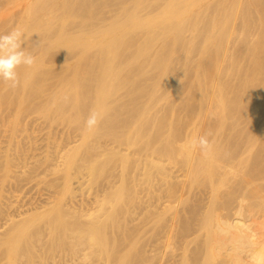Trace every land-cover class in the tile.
Segmentation results:
<instances>
[{"label":"bare ground","instance_id":"bare-ground-1","mask_svg":"<svg viewBox=\"0 0 264 264\" xmlns=\"http://www.w3.org/2000/svg\"><path fill=\"white\" fill-rule=\"evenodd\" d=\"M127 1L129 0H0V34H7L13 28L15 29V27L18 25L19 27H17L24 33L22 48H24L26 52L32 53V55L35 57V64L32 67L29 68L21 66L17 69L20 79V86L22 85V87L20 89V86L14 90L11 89L10 94H8L6 97H17V103L21 105V108L18 106V104L17 107L23 111L20 113L21 110H19L20 114H23L24 111L27 110V99L29 102H32V104L34 103V100L31 98L30 101L29 97H41L42 103H46L50 97H54L53 99H50L52 103L49 101L51 105L47 106L46 108L48 115L50 113L49 111L53 110L58 113V118L61 114L64 117L69 115L70 117L68 116L67 118L74 119L72 115L75 113L76 116L74 121H76V123H74L72 119L71 122L73 121L72 123L76 124L77 126H73V128L76 127L74 128L75 130L77 127H80V129H82L81 132L83 135L80 137L82 139L81 143L76 139L79 137L75 136V140H71L66 144L64 143L65 145H63V147L59 141H57V143L60 145L56 146V141L53 140L54 146L57 147H53L56 148L55 154L48 151L50 146L47 150L44 149V147L43 151L38 152L40 148L37 150L36 147L34 150L35 145L34 147L30 145L31 148L33 147V150L29 148L30 152L28 151L29 153L27 152L26 155L25 150L27 147L24 146L23 148L25 149L23 151L20 150L19 152V148L17 147L16 149V147L13 145L16 149L15 152L11 153L10 151L12 150L9 147L10 151L7 150L9 151L8 154L4 153L6 149L2 148V150L4 149V155H0V166L3 170V180L1 184V188H3L2 191L6 188L5 184L7 180L11 183L9 180L12 179L11 177L21 179V177L25 176L27 178L26 180H28L29 172H31L29 171L30 169H28V166L30 165H28V161L30 162L31 160H35L33 162L35 166L32 165L34 169L31 170L34 172L32 175L34 176L35 174L36 177L38 176L37 174H39V168L43 165H46L47 163L59 166L61 165L62 168L60 171H63L64 173L63 176L65 179V185L62 189L63 191L60 195V199L57 201H55L57 196L56 198H53L52 196L48 197L51 195L50 193V195L47 194L48 198L45 195L43 196L46 197L45 201H40L36 204V201H29L30 203L27 204L24 203L26 202V199L30 198L27 196V194L26 196L28 198L25 199L23 197V200H25L24 202L22 201V203H20L18 202V199L15 200L13 198V196H16L15 194H11V197L10 193H5L7 195H5L3 192L1 193L0 264H2L1 260L2 262H6L3 264H36V261L38 260L36 259L38 253V249L36 250L35 246L36 242H41L46 237V234L44 233V229L46 228L43 230L38 228L40 226L39 224L42 223L47 217L48 219H45L47 222H44L42 225L44 227L45 224L49 223V226L45 225L49 228V230L48 228L46 229L49 231H47V233H50V237L54 240L57 238V232H63L61 236L63 239H59L61 237L58 236L60 242H57V244L55 241L53 242L56 244L55 248H53L51 242L49 249L48 247L46 248L45 245L44 248L48 249L52 254L58 250L67 253L71 252V258H67V264H77V259L81 258H78L75 254L78 255L79 253L84 256L81 257H83L85 260L92 258V262H95L98 259L97 264L99 258H102V254L105 253V256L109 254L108 252L112 249L111 246L110 250L108 251L110 242L109 239H111L110 236L112 235H110V230L112 231V229H109V227L110 223L114 221V217L119 213V208L117 206L120 204V199L119 202H115L114 198H112L114 193L111 191V188L114 187V184L110 180V182H108L109 184L104 186L102 199H99V193L95 196L94 202H91L90 199L89 201L85 202V197L80 198V202H76L78 200H75L76 197L80 195L78 190L76 191V188L80 185L81 180L78 178L73 180V173L75 172L72 173V171H78V167L77 169H73V167L75 168L76 166H79L77 165V160L80 157L83 158L85 156L87 159L97 158L94 157L95 155H92L93 153L88 155L85 154V152H90V149L92 151V147H94L93 142L97 136H94L95 131H101L100 135L98 134L97 136L98 138L99 136L104 135L102 130H105H98L99 128L97 129L98 131L96 128L93 130H88L87 128H83V123L93 110L101 113L102 118H104L106 115L108 118L109 114L111 115L112 113H115L117 116L116 118L119 119V122L122 125H127L130 123L129 126H131L133 123L134 126V124H136L138 127L135 131V134L137 133V135L140 136V134L144 132L142 135L145 136L147 132L146 127L151 124L150 121H152L150 120L152 109L157 107L156 105L154 106V104H151L149 101L146 102L145 99L150 98L148 100H151L152 98L155 99L156 97H174L173 94L175 93L179 94V97H199L201 101H207L208 105L204 106H209L208 109H210L211 113H214L216 117L213 114L210 115V112L208 116H214L213 118H217V121H214L210 117L208 120V116L206 115L207 118L205 117V120H201L196 126L192 124L194 127L186 131H180L178 128H176L171 130L168 135L164 131L162 133L159 131V135H157L158 132H156V136H154L153 133V135L151 134L152 142L149 141V143H152V147L145 148L146 146H143L147 150L152 148V150H150V152L152 151V154L150 152L144 154L147 155V158L146 156L145 158L147 159V164L149 165L147 169H145V165L142 162L144 165V168L142 169H145L144 171L146 175L152 174V193L159 200L166 198L165 205H167V210L170 212L168 220L167 216L165 215L162 218L152 222V227H155L157 224L164 227L163 236L165 237V240H163L164 242L160 241L158 238L154 241L153 245L157 247V250L152 247V251L155 252V254H152V264H208L206 261L201 260L200 253H198L200 251L198 249L193 250L190 244L192 237L205 230L211 231L212 243L210 246V251L212 258L221 264H264V225L261 227L258 226L257 220L250 216L256 207L254 206L256 203H254V198H263L262 203L264 204V184L258 186L256 181L259 178L255 180V183H252L253 175L255 177L261 176V178L263 177L262 179H264V117L262 118L261 116H258V113H261L263 114L262 116H264V109L260 110V108H264V106H262L263 103L260 104V98L258 99L255 97L256 93L259 94L258 91L255 93V81L257 79L256 76L259 73L256 72L255 65L259 67L260 64V61L258 62L256 57L258 50L257 42L259 38L258 40L256 39L257 34L259 37L261 36L259 33L264 32V0L230 1L231 6H229L231 7V10H229L230 8L227 6L229 4V0L227 1L228 4H226V0H218L219 2L217 3H215L216 0H131V3L129 1L130 4H127ZM113 2H116V4ZM113 5L115 6L114 8H112ZM222 6L229 12H224ZM227 7L228 9H226ZM112 12L113 14H111ZM221 12L222 14L219 16ZM223 12L225 13L224 16ZM226 13H230L229 16L228 14L226 15ZM209 15L213 16V23H211L210 27L212 30L226 28L225 26H228L227 22L230 26V20H232V34L226 40L227 47L223 46L227 36H225L226 34L223 35L222 33H226L228 31V27L227 31L226 29H223L225 32L221 30V32H223L217 33V36L212 37V39L208 37L211 29L209 30L205 24H208L209 26V22L207 20L210 17ZM230 17L232 19H230ZM227 18L230 20L228 21ZM10 23L11 26L9 29L11 30L8 29V24ZM15 24L16 26L11 28ZM203 26L207 27L208 29ZM202 28L206 29L208 35L206 32H201L203 31ZM186 31H189L191 36L186 35ZM200 32L201 34H206L205 36L208 37H203L205 42L203 43L202 41L204 40H202V44H200L201 42L199 43V36L201 35ZM214 35L216 34L214 33ZM30 36L33 37L30 38ZM260 41H264L263 38ZM205 46H208V48ZM259 46H261L260 43ZM130 48H134L136 54L135 58L128 56L129 54L127 55L126 52H129L127 50ZM59 50L60 52L63 51V55L64 53H66V55L68 53H77V56H79L80 59L77 63L75 62V66L72 65L74 68L70 67L68 70V72H72L75 69L76 72L73 71L68 75L64 74L58 79L56 72L57 65L55 67V64L59 62V58L61 57H58L57 54ZM92 50H95V52H92ZM261 50L262 49L258 50V52L260 51L258 57L261 55ZM88 51H91V55L94 53L93 55L98 58L96 59L94 57L95 59L93 60L92 56H89L91 58L88 59L85 55ZM100 51L102 52L101 57L96 55V53H100ZM196 51H198V53ZM194 52H196L198 56H200L199 53H201L200 58L196 56V59L193 56ZM209 52L212 54L208 55L211 58L206 56ZM202 53L204 54L202 55ZM182 54H184V58H182ZM63 55V62L66 63L67 66L71 65V59L74 56L72 58L70 57L73 54L66 58H64L66 55L64 57ZM213 56L215 59L213 58L212 60ZM75 57L74 60H76ZM85 58L89 60L88 65L90 62L92 63L99 59V63H96L98 64L97 68L99 67L100 71L98 72L97 68L95 69V62V65L91 64L93 66L91 67V70L81 69L80 67H83L85 64H87ZM82 60H85V62L82 63ZM49 63L50 65H48ZM262 64L263 63H261V65ZM67 66H63L62 68L67 69ZM44 67H47L46 73L42 71ZM59 68L61 67H58V69ZM262 68L264 69V66H262ZM262 68H260V70ZM257 71H259V69ZM259 75H261V73H259ZM34 77H37L38 80H36ZM192 78L194 79L192 80ZM39 81H41L40 84L36 86L34 83H39ZM60 83H62V87L61 85L59 87ZM33 85H35V87ZM1 86H6V84L0 82V88ZM251 88H255V91H253L254 89L252 90L253 93H250L252 92L250 91ZM259 88L257 89L260 90ZM262 89L264 88L262 87ZM6 90H8V87ZM259 92L262 94L264 93L261 91ZM45 93L47 94L45 95L46 97L44 96ZM259 96L262 95L260 94ZM43 97L47 98V100H44ZM4 98L0 97V103L5 100ZM158 98L154 102L151 100V102H156L157 104V100L161 101V99ZM167 98L165 100L169 101V98ZM208 99L212 100V104ZM7 100H9V98L6 99V102H4L7 103ZM37 100L40 101V99H35V101ZM88 100H91V102ZM162 101L164 102L163 98ZM49 102L47 103L49 104ZM5 103H2V105H5ZM37 103L39 105L41 104V102ZM47 103L45 105H48ZM8 104L10 103L8 102ZM32 104L30 103L31 106L28 107L31 110L32 108L34 109L35 106V103L33 107ZM38 104L36 106L37 110L42 106L40 105L39 107ZM170 104V106H172V102ZM174 104L175 103H173V105ZM248 105L251 107V109L252 107L254 108L253 112H250L251 115L257 112L256 115H252L253 118L250 116L251 123L249 122L250 124L248 125V128H243L245 125L242 126L243 123L240 125L241 121H230V118H238L240 116L238 115L239 113H244L245 108ZM158 106L163 107L162 104ZM186 106L188 107L187 104L184 107ZM172 107L175 108V105ZM11 108L6 109L9 112V109ZM188 108H190V106ZM160 109L161 108H159V110ZM173 109H170V111L172 110L173 112ZM68 110H70L69 112L71 114H67ZM246 110H248V108ZM29 111L26 113L30 114ZM53 111L51 114L53 113L54 116L55 113ZM4 112L6 113V111ZM153 112L155 114L157 112V108L155 111L153 110ZM244 114L246 116V113ZM244 114L242 115L243 118H245ZM2 115L3 114L0 113L1 117ZM48 115L47 117L50 118L51 115ZM3 116H5V114ZM22 116H24V114ZM22 116L20 118H22ZM56 116L57 115H55L54 118H57ZM62 116L60 119L64 118ZM113 116L115 115L113 114ZM116 118H113L112 120L114 121ZM104 119H101L103 120L101 123L105 122ZM15 120L20 122L19 118ZM67 120L70 121L69 119ZM18 121L15 124H11L16 125L18 124ZM108 121L110 120L108 119ZM108 121L105 123L107 124ZM115 123L116 125L120 126L118 122ZM156 123H158V121ZM162 123L163 122H161V124ZM111 124H113V122H111ZM114 124L113 126L117 128V126ZM244 124L246 123L244 122ZM4 125H6V123ZM22 125H25V122ZM70 125L72 126V124ZM122 125L119 128H122ZM153 125L154 124H152V126ZM108 126H110V124ZM129 126L124 127L129 129ZM152 126L150 125V127ZM160 126L162 127V125ZM175 127L177 126L175 125ZM1 128L3 129L4 126ZM19 128L21 129V127L18 126V129ZM39 128L41 129V127ZM179 128H181V126ZM4 129L2 130V133L4 132ZM18 129L16 128L13 132H11L12 129H9L12 133L11 135L15 136L16 134L21 133L20 129ZM27 129L28 134L33 133H29L32 130L29 131V128ZM128 129L127 132L124 129V133L123 131L119 132L117 129L112 130L110 127L111 132H107L108 130H105V133L107 132L111 134L112 138L114 136L115 140L117 138L121 140L122 137L126 138V134L129 133ZM132 129L133 128H131V132ZM147 129L149 128L147 127ZM151 130L154 129L151 128ZM23 131L24 130H22V133ZM49 132L50 131L48 129V133ZM131 132L129 133L130 136L127 137L129 142L127 139L126 140L128 143H122L119 141V146L124 144V148L126 144L127 147L125 148L128 149L132 146V144H136L138 139L136 138L137 135L135 136V134H133L134 136H132ZM6 133L8 132L6 131ZM35 133L37 134V132ZM40 133L44 132H41L40 130L39 136L37 135L38 137L42 135ZM54 133H51L53 135H50L51 137L53 136L52 138H54ZM164 133L167 136H165ZM206 133H211L209 139L213 145L211 152L207 156L203 155L199 148L192 147V141L199 136L205 135ZM142 135L141 137L143 138ZM162 135L165 136L166 139H164V141L166 140V142H163ZM16 136L18 137V135ZM92 136H94V141H91ZM148 136H150L149 133L147 137ZM10 137L7 139L10 140ZM35 138L36 137L34 136L33 139ZM18 139L19 142H22L20 140H23L20 137H18ZM98 139H102V137ZM26 140L29 139L26 138ZM44 140L46 141V139ZM112 140L113 139L110 141H115ZM41 141L39 142L40 144L42 143ZM75 141H78L79 143L75 144ZM32 142L34 141H31V144ZM36 142L35 144L38 146V143ZM98 142L100 141H95V143H97L96 145H98ZM111 142L110 144L108 143V145L111 146L113 144H111ZM161 142L163 143L162 145H160ZM261 142L262 144L259 146H262L260 147L262 149L259 150V148H257L256 151L255 149L257 145ZM25 143H27V141H25ZM157 143H159V145ZM29 144L27 146H29ZM5 145L2 144L1 146ZM45 145L47 147V143H45ZM141 146L142 145H139V147ZM112 147L114 148L115 146H111L110 148L112 149ZM105 148L107 147H104V149ZM110 148L108 146L107 149L109 150ZM118 148L122 155L119 154L117 156L118 153L116 155L114 153V155L118 158L121 155L122 160H125V165L123 164L125 170L130 161L134 160L136 163L135 159L129 158L128 152H124L125 149L122 151L120 147ZM50 149H52V147ZM117 149L115 148V150ZM134 149L135 152L136 147H134ZM44 150H46V152H44ZM21 151L24 153L22 154ZM93 151L96 152V150ZM142 151L143 150H140V152ZM109 153L107 152V154ZM130 153L133 155V152ZM43 154H45V156H43ZM82 154L84 156H82ZM52 161L55 162L52 163ZM91 163L95 164L94 160ZM88 164H90V161ZM130 164L131 163H129V165ZM32 166L29 168H32ZM87 166L89 167V165ZM18 168H21L20 172H17ZM93 170L94 167L92 166V171ZM97 170L98 169H96L95 173ZM134 170H137V168ZM16 173L19 175H16ZM20 173H23V176L20 175ZM123 173H125V171ZM16 179L13 178L12 180L16 181ZM33 180H36V178ZM41 181H36V184L38 185V183ZM260 182L262 183V180H259V183ZM16 184H13V186ZM59 184L61 186V182ZM55 185H58V183ZM254 185H256V187L250 188ZM49 187L53 188V186ZM18 194L17 197L20 196H18ZM123 194V197H125L124 191ZM38 196L40 197V195ZM167 202L168 204H166ZM94 203L97 204L96 208L98 211V214L95 215L90 212L93 207L86 209L87 206H92ZM234 203H237L236 206ZM76 204L78 205V208L82 209V212L85 214L79 215L80 217H83L82 219L76 218L77 215H75V220H79L78 223L69 221V219L66 220V217L62 214V211L69 212L70 214L71 210H68L73 208V206ZM79 205L81 207H79ZM256 205L258 206V203H256ZM126 207L127 206H125V209H127ZM74 208L76 207L74 206ZM50 212L57 213L56 215L58 217L54 218L53 215L49 214ZM72 214L74 215V213H71V216H73ZM113 214L116 215L113 216ZM126 214L128 213L125 212L124 216L121 218L116 216L118 219L120 218L118 221L121 226L118 227L119 230L121 229V232L123 230L121 238L122 240L130 238V235H132L127 232L130 229V227H128V221L131 216ZM68 216L71 218L70 215ZM87 216H89V218H87ZM36 228L38 231H34ZM153 234L154 232H152V235ZM114 235L117 234H113V237ZM67 238L70 240L68 241ZM116 238L114 240H116ZM177 238L180 239L178 242L176 241ZM65 239L68 242L64 241ZM48 243L49 242L47 240V244ZM110 243L112 245V242ZM115 244L117 246V243ZM68 247L70 251H68ZM48 250H46L45 254L42 252V255H46ZM111 252H113V250ZM115 252L116 251H114V253ZM120 255H118V257ZM61 257H63V255H61ZM109 257L110 256H108V260H110ZM118 257L117 260L119 259ZM127 257H129V255H127L126 258ZM23 258H26V262ZM140 258H143V256ZM115 259L116 258L113 259V262H116L114 261ZM43 260L44 259L42 258L40 261L42 262ZM127 261L130 260L127 259ZM56 262H58L57 259L54 261V264H56ZM128 263L130 264V262Z\"/></svg>","mask_w":264,"mask_h":264},{"label":"rangeland","instance_id":"rangeland-1","mask_svg":"<svg viewBox=\"0 0 264 264\" xmlns=\"http://www.w3.org/2000/svg\"><path fill=\"white\" fill-rule=\"evenodd\" d=\"M130 1V3H131V0H129ZM129 1H127V4L129 3ZM133 1V0H132ZM220 1V0H219ZM218 0H216L215 1V3H217V2H219ZM221 1H224V0H221ZM228 0H226V2H227ZM230 1H232V2H234L235 0H229V4H228V2L226 3V4H228L227 6H229L230 5ZM114 4H116V2H113ZM129 3V4H130ZM118 6V5H117ZM231 6V5H230ZM229 6V10H231V7ZM115 6L113 5L112 6V8H114ZM226 7V6H225ZM222 8H223V6H222ZM224 9V12L225 11H228V10H225V8H223ZM226 9H228V7L226 8ZM223 12V16H224V13ZM229 12V11H228ZM111 14H113V12L111 13ZM221 14H222V12L219 14V16H221ZM228 14V16H229V14L230 13H226V15ZM210 16V17H209ZM208 17H209V19H207L208 20V22H209V26H208V24H205V26H207L208 28H209V30L211 31V32H209L210 34L208 35V33L206 32V29L205 28H207V27H205V26H203V27H205V28H202L203 29V31H201V32H206V34L208 35V37H210L211 39H212V37H215V36H217V33H222L224 30L223 29H226V31H227V27H228V31L226 32V33H222L223 35H225V36H227V38H225V44L223 43V46H225V47H227V42H226V40L231 36V34H232V20H230V19H232L231 17H230V19H228L227 18V20L229 21L230 20V26H229V23L227 22V25L228 26H225L226 28H222V29H213L212 30V28H210L211 27V23H213L212 22V15H209ZM222 16V17H223ZM211 19V20H210ZM224 21V20H223ZM18 22V21H17ZM221 22V21H220ZM225 22H226V19H225ZM224 22V23H225ZM19 23V22H18ZM13 24H14V22H13ZM12 24V25H13ZM226 24V23H225ZM224 24V25H225ZM10 26H11V23L10 24H8V29L10 28ZM16 26V24L14 25V26H12L11 28H13V27H15ZM18 26V25H17ZM15 27V29L16 28H18V27ZM229 27H230V29H229ZM207 28V29H208ZM14 29V28H13ZM12 29V30H13ZM9 30H11V29H9ZM11 30V31H12ZM205 30V31H204ZM208 30V31H209ZM221 30H223L222 32H221ZM216 31V32H215ZM218 31V32H217ZM201 32H200V34H201ZM225 32V31H224ZM188 33V34H187ZM190 32L189 31H186V35H188V36H191L190 34H189ZM204 33H202L199 37V43L202 41V40H204V41H202L203 43L205 42V39L203 38L206 34H204ZM214 33L216 34V35H214ZM259 33V32H258ZM261 34V36H259L258 37V34H257V39L256 40H258V38H259V40H258V42L260 43V45L261 46H259V43L257 42V48H258V50L259 49H262L261 50V55H260V57L262 58H260V57H258V55L260 54L259 52H258V50H257V53H256V57H257V60H258V62L260 63L259 64V67H257L256 65H255V67H256V72L258 73H261V75H259V73L257 74V76H256V83H255V88H256V91H255V88H251L250 89V91H252L253 89V91H255V93L258 91V93L259 94H255L256 96L255 97H257L259 100H260V104H262V106H264V93L262 94V93H260L259 91H261V92H264V89H262V87L264 88V69L262 68V66H264L263 64H264V62H262V61H264V41H260V40H262V38H263V40H264V32H262V33H259V35ZM263 34V35H262ZM219 35V34H218ZM201 36H202V38H201ZM31 37H33V36H30V38ZM205 37H207V36H205ZM207 37V38H208ZM209 38V39H210ZM224 40V39H223ZM231 40V39H230ZM202 42L200 43V44H202ZM210 42V41H209ZM230 44V43H229ZM204 47V46H203ZM205 47H207L208 48V46H205ZM210 47V46H209ZM212 47H214V46H212ZM263 47V48H262ZM224 48V47H223ZM131 49H133L134 50V48H130L129 50H127V51H129V52H126L127 53V55L128 56H132V57H134L135 58V56H136V54H135V50L133 51V50H131ZM226 49V48H225ZM224 49V50H225ZM133 51L134 52V54H133V52H131V51ZM95 52V50H92V52ZM96 51H98V50H96ZM90 52V53H89ZM197 53H198V51H196ZM196 52H194L193 53V56L196 58V56L197 57H199L200 58V56H201V53H199L200 54V56H198V54L196 53ZM201 52V51H200ZM204 52V51H203ZM211 52V51H210ZM210 52L206 55V56H208V55H212V54H210ZM63 55V51H61L60 52V50L57 52V54H58V57H60L59 58V62L61 63H59L58 61V63L57 64H55V67H56V65H57V69H56V72H57V76H58V79H59V77L60 76H62V75H64V74H71L73 71H75L76 72V70L74 69H72L73 71L72 72H68V70L70 69V67L71 68H74V67H72V65L73 66H75V62L77 63L78 62V60L80 59L79 58V56H77V53L76 54H74V53H68L67 55H66V53H64V55H63V57L64 58H66V57H70V55L71 54H73L70 58H72L73 56L75 57V55H76V57H75V59L76 60H74V57L71 59V65H68L67 66V64L66 63H64L63 62V59H62V55ZM101 51H100V53H96V55L97 56H100L101 57ZM126 53H125V56H126ZM60 54V55H59ZM94 53H92V55H91V51H88L85 55H86V57L89 59V58H91V57H89V56H92V59L94 60L95 58L97 59L98 57H96V56H94L93 55ZM99 54V55H98ZM133 54V55H132ZM204 53H202V55H203ZM84 55V56H85ZM263 55V56H262ZM182 56V58H184V54H182L181 55ZM205 56V57H206ZM95 57V58H94ZM204 57V58H205ZM209 57V56H208ZM194 58V59H195ZM199 58H198V60H199ZM209 58H211V57H209ZM213 58H214V56L212 57V60H213ZM261 60H260V59ZM82 59H84V58H82ZM88 59H86L85 58V60L87 61L86 63L87 64H85L83 67H80L81 69H83V70H91L92 68L91 67H93L92 65H95V63L97 62V63H99L98 61H99V59L98 60H96V61H94V62H90V64L88 65ZM197 59V58H196ZM215 59V58H214ZM85 60H82V63L83 62H85ZM91 60V59H90ZM196 62H197V60H196ZM210 62H211V59H210ZM214 62V61H213ZM96 63V65H95V69L97 68V66H98V64ZM226 63H228V62H226ZM261 63H263L262 65H261ZM37 64V63H36ZM63 64V65H62ZM65 64V65H64ZM92 64V65H91ZM48 65H50V63L48 64ZM62 65V66H61ZM83 65V64H82ZM90 67H88V66ZM63 66H67V69L66 68H62ZM261 66V67H260ZM58 67H61V68H59L58 69ZM86 67V68H85ZM260 68H262L261 70H260ZM64 69V70H63ZM76 69H78V68H76ZM259 69V71H257ZM79 70V69H78ZM44 73H46L47 72V67L45 68L44 67V69L42 70ZM71 71V70H70ZM97 71L99 72L100 71V69H99V67L97 68ZM260 76V77H259ZM35 78V77H34ZM261 78V79H260ZM36 80H38L37 79V77L35 78ZM189 79L191 80V78L189 77ZM194 78H192V80H193ZM259 79V80H258ZM39 80H40V78H39ZM258 80V81H257ZM40 82L41 81H39V83L37 84V83H34L36 86L37 85H39L40 84ZM262 82H263V84H262ZM59 83V82H58ZM259 83V84H258ZM35 85H33L34 87H35ZM60 85H61V87L63 86L62 85V83H60L59 84V87H60ZM254 85V84H253ZM261 85V86H260ZM20 86V85H19ZM22 87V85L19 87V89ZM67 87V86H66ZM251 87V86H250ZM260 87V88H259ZM257 88H259L260 90H258ZM7 89V87L6 86H1V88H0V97L1 98H4L5 100V102H6V99H8L9 98V100H7V103H5L4 101L3 102H1L0 103V110H1V114H5V116H3L2 115V117L0 116V118H1V120H0V150H1V152H0V155H4V153H6V154H8V152L10 151V149L12 150V151H10L11 153L13 152H15V150L17 149V147L19 148L18 150H19V152H20V150H24L25 148H23V146L24 147H27L26 148V152H25V155H26V153L29 151L30 152V149L31 150H33V147H34V145H35V147H34V150L36 149V147H37V150H38V148H40L39 150H38V152L39 151H43V148L44 149H48V147L50 146V148L52 147V149H48V151H50V152H52V153H56V146H58V145H60V144H62V147H63V145H65L66 143H69V141H71V140H75V136L76 137H81V136H83L82 135V129H80V127H77V129H75L74 130V128H76V127H74L73 128V126H77L76 124H74V123H76V121H74V119H75V111L72 113L73 115V118L74 119H72V118H67L69 115H67V114H71L69 111L70 110H68V112H67V114H65V115H67V117L65 116H62L61 114V116L62 117H64L63 119H60V115H59V118H58V113H56V111H53L55 114H54V116H53V113L51 114V112L52 111H49L50 113H49V115H48V112H46L47 111V106H50L51 104H50V102H51V98L53 99L54 97H48L49 99H48V101H46V103L47 102H49V104L48 105H45L46 103H42V98L41 97H29V100L31 101V98L34 100H32L34 103H35V106H34V103L32 104V102H29L28 101V99H27V105H28V107L29 106H31L30 105V103L32 104V107L34 106V109L32 108V110L31 109H29L28 107H26V111H24V116H22L23 114H20V113H22L23 111L20 109L21 108V105H19L17 102H18V99H17V97H6L8 94H10V91H11V89H9L8 88V90H6ZM253 91L252 92H250V93H253ZM7 93V94H6ZM47 93V92H46ZM44 94V96L45 95H47V94ZM262 95V96H259V95ZM72 95H73V93H72ZM71 95V96H72ZM174 95V97L172 96V97H168L169 98V101H166L165 99L167 98H165V97H162L163 98V100H164V102L162 101V98L161 97H156L155 99H151V100H153L152 102H154V101H156V99L158 98V99H161V101L159 100H157V104L158 105H161L162 104V106L163 107H161V106H158L157 104H156V102L155 103H152L151 102V100H148V99H150V98H146L145 100H146V102H150L151 104H154V106L156 105L157 107H153L154 109H152V113H151V117H150V120H152V121H150V123L151 124H147L146 126L149 128V129H147V127H146V130H147V132L149 133V135L150 136H148L147 137V135H148V133L146 132V134H145V136L144 135H142V133H144V132H142L141 134H140V136L139 135H137V133L135 134V131L137 130V127L138 126H136V124H134V126H133V123L131 124V126H129L130 125V123H128L127 125H125V124H121L120 122H119V119H117L116 117V114L115 113H112L110 116L108 115V118H107V115L104 117V118H102V119H104L105 120V122L106 121H108V119L111 121V122H113V124L115 123V122H118V124L120 125V126H118V125H116V123L114 124V125H116L117 126V128L115 127V126H113V124H111V122L110 121H108L107 122V124L104 122H102L103 123V125H102V123H101V121H103V120H100V124L98 125L99 127H97L96 128V130L98 129V130H102V129H105V130H108L107 132H111V130H110V127H111V129L112 130H115V129H117L119 132H124L125 133V131H124V129L126 130V132H127V129L128 128H125L126 126L128 127H130L129 129H128V131H129V133L131 132V128H133L132 129V136H134L133 134H135V136H136V138H138L137 139V142H139V143H137L136 142V144L134 145V144H132V146L130 147V148H128V149H126L125 147H127L126 146V144H125V147L123 148V146H124V144L123 145H121L122 146V148H121V146H119V141L120 142H122V143H128L129 142V140L127 139V137L128 136H130V134L129 133H127L126 134V138L124 137H122L121 138V140H119V138H117L116 140L114 139V136H113V138H112V136H111V134H109V133H105V130H102V133L104 132V135H102V136H99L98 138H100V137H102V139H98L97 138V136H98V134L100 135V133H101V131H98V132H96L95 131V135L94 136H96V138L94 139L95 141H100V142H98V145H103V146H98V145H96L97 143H95V141L93 140V137L94 136H92L91 137V141L93 140L94 142V145L93 144H91V145H93L94 147H92V151L93 150H96V152L95 151H91V149H90V152H88V151H86L85 152V154H88V155H90V154H92V155H95L94 157H97V158H88L87 159V157H85L83 154H84V150H83V154H82V156H84L83 158L82 157H80L79 159H80V161H79V159L77 160L78 161V163H77V165H79V166H81V167H79V166H76L75 168L73 167V169H77V167H78V171H79V173H78V171H76V170H74V171H72V173L73 172H75V173H73V180L75 179L76 180V178H78V179H80L81 180V182H80V185L76 188V191L78 190V192L80 193V195H78L77 197H76V199L75 200H78V201H76V202H80V198H82V197H85L86 198V200H85V202L86 201H89V199H90V201L91 202H94V198H95V196L97 195V194H99L100 193V195H99V199H102L103 198V189H104V186L105 185H108L109 183L108 182H110V180H111V182L114 184V189L113 188H111V191L114 193L113 194V196H112V198H114V200H115V202H119V199H120V204H119V206H117L118 208H119V213H122V214H113V216H118V217H122V216H124V214H125V212L126 213H128L129 214V216H131L130 217V219H129V221H128V227H130V229L127 231V232H129L130 234H132V235H130V238H128V239H126V240H122L121 238H122V232H123V230H122V232L119 230V227L118 226H121V224L119 223V221L118 220H120V218L118 219V217H114V221H112L111 223H110V227H109V229H112V231L110 230V237H111V239H109L110 240V242H112V245H111V243L109 242V246H108V251L110 250V248H111V246H112V249L108 252L109 254H107L106 256H105V253L104 254H102L101 256H102V258H99V261H98V264H129L128 262H130V264L132 263V264H152V254H155V252H153L152 251V247L153 248H155L156 250H157V247H155L153 244H154V241L158 238V239H160V241H162V242H164L163 240H165V237L163 236L164 235V227L163 226H160L159 224H157L155 227H152V222L154 221V220H158V219H160V218H162L163 216H167V220H168V216L170 215V212L167 210L168 209V207H167V205H165V201H166V198L165 199H161V200H159L158 198H156L154 195H153V193H152V174H150V175H146L145 174V169H147V167H148V165L149 164H147V155H144L145 153L147 154L148 152H150V150H152V148H150V149H145V148H148V147H152V143H149V141H151L152 142V135H153V133H154V136H156V132H158V134L157 135H159V131H161L160 133H162L163 131L168 135L169 133H170V131L171 130H174V129H176V128H178V130H180V131H186V130H188V129H190V128H193L194 126H196L201 120H205V117H206V115L208 116L209 115V112H210V115L211 114H213L215 117H216V115L214 114V113H211V111H210V109H208L209 108V106H204V105H208L207 103V101L205 102V100H200V98L199 97H189V98H185V97H179V94H173ZM176 95V96H175ZM46 97V96H45ZM73 97H74V95H73ZM252 97V96H251ZM19 98V97H18ZM23 98V97H22ZM26 98V97H25ZM40 99V101H35V99ZM56 98V97H55ZM167 98V99H168ZM199 98V99H198ZM17 99V100H16ZM21 99V98H20ZM43 99L44 100H47V98H44L43 97ZM171 99V100H170ZM194 99V100H193ZM1 100V99H0ZM43 100V101H44ZM92 100V99H91ZM91 100L89 101V102H91ZM208 100H210V103L212 104V100L211 99H208ZM12 101V102H11ZM14 101V102H13ZM53 101V100H52ZM263 101V102H262ZM8 102L10 103V104H8ZM37 102H41V104L40 105H42L41 107H40V105L37 103ZM143 102H145V101H143ZM159 102H161V103H159ZM172 102V106H174L175 105V108L174 107H172V106H170L171 103ZM2 103L4 104L5 103V105H2ZM52 103V102H51ZM173 103H175L174 105H173ZM206 103V104H205ZM210 103H209V105H210ZM8 104V105H7ZM17 104H18V106H20V108L19 107H17ZM37 104H38V106L40 107H38L39 109V111L37 110V108H36V106H37ZM163 104H165V105H163ZM177 104V105H176ZM188 105V107L190 106V108H188L187 106L186 107H184L185 105ZM192 106H191V105ZM2 105V106H1ZM10 105V106H9ZM44 105V106H43ZM170 106V108H169V106ZM4 106H5V108H4ZM11 106H12V108H11ZM165 106H167V107H165ZM202 106V107H201ZM44 107V108H43ZM161 108L160 110H159V108ZM165 107V108H164ZM184 107V108H183ZM205 107V108H204ZM8 108H11V109H9V112L7 111V109ZM13 108H15L16 109V111H15V109H13ZM49 108V107H48ZM68 108V107H67ZM156 108H157V112L154 114V112H153V110L155 111L156 110ZM169 109V110H167V109ZM174 108V109H173ZM186 108V109H185ZM187 108H188V110H187ZM193 108V109H192ZM248 108V110H246ZM36 109V110H35ZM46 109V110H45ZM69 109V108H68ZM170 109H173V112H172V110L170 111ZM263 110L264 108L262 107V108H260V110ZM6 111V113L4 112V111ZM12 110V111H11ZM17 110H18V112H17ZM19 110H21V112L19 113ZM30 110V111H29ZM159 110V111H158ZM175 110V111H174ZM190 110V111H189ZM204 110V111H203ZM249 110H252V111H249ZM253 110H254V108L252 107V109H251V107H249V105L245 108V111H244V113H246V116H245V114L242 112V113H239L238 115H240L239 117L241 118H233V119H231L230 118V121L232 120H236V121H241L240 122V125H241V123H243L242 124V126L243 125H245V126H243V128H248L249 126V124L251 123V118H250V116L253 118V116L254 115H256V113L257 112H255V113H253L252 115L250 114V112H253ZM2 111H3V113H2ZM15 113H14V112ZM29 111V113L30 114H27L26 112H28ZM41 111V112H40ZM166 111V112H165ZM40 112V113H39ZM42 112H44V113H42ZM159 112V113H158ZM11 113V114H10ZM14 113V114H13ZM46 113H47V115L48 116H50L51 115V117L49 118V117H47V115H46ZM247 113H249V114H247ZM10 114V115H9ZM16 114V115H15ZM19 114H20V117L22 116V118H20L19 117ZM40 114V115H39ZM113 114L115 115V116H113ZM244 114V117L245 118H243V115ZM259 115L258 116H261L262 118L264 117V116H262L263 114H261V113H258ZM39 115V116H38ZM46 115V116H45ZM55 115H57L56 117L57 118H54L55 117ZM154 117H153V116ZM248 115V116H247ZM112 116H113V118H116L114 121L112 120L113 118H112ZM156 116V117H155ZM214 116H208V120L210 119V118H212L214 121H217V118H213ZM5 117V118H4ZM6 117H8V118H6ZM16 117V118H15ZM70 117V116H69ZM140 117V116H139ZM210 117V118H209ZM13 118H14V122H13ZM17 118H19V120H20V122L18 121V120H15V119H17ZM26 118V119H25ZM66 118V119H65ZM112 118V119H111ZM155 119V121H154V119ZM207 118V117H206ZM10 119V120H9ZM59 119V120H58ZM67 119H69L70 121H68ZM71 119L74 121V123H72L71 122ZM83 119L85 120V118L83 117ZM139 119H142V118H139ZM159 119V120H158ZM240 119V120H239ZM245 119H247V120H244ZM26 120V121H25ZM36 120V121H35ZM87 120V119H86ZM162 120V121H161ZM7 121V122H6ZM11 121V122H10ZM17 121H18V124H16V125H12L13 123L15 124V123H17ZM29 123H28V122ZM33 121V122H32ZM158 121V123H156ZM163 122L162 124H161V122ZM212 121V120H211ZM214 121H212V122H214ZM248 121V122H247ZM6 123V125H4L5 123ZM9 122V123H8ZM24 122H25V125H22V124H24ZM39 122V123H38ZM155 122V123H154ZM244 122L247 124H244ZM250 122V123H249ZM12 123V124H11ZM22 123V124H21ZM28 123V124H27ZM32 123V124H31ZM33 123H35V124H33ZM10 124V125H9ZM41 124V125H40ZM70 124H72V126L70 125ZM104 124H105V126H104ZM110 124V126H108ZM152 124H154L153 126H152ZM194 126H193V125ZM9 125V126H8ZM26 125H27V127H26ZM107 125V126H106ZM121 125H122V128H124V129H122V128H119V127H121ZM150 125L152 126V127H150ZM159 125V126H158ZM160 125H162V127L160 126ZM164 125V126H163ZM175 125L177 126V127H175ZM2 126H4V128L5 129H7V130H5L4 128V132L2 133ZM12 126H14V127H12ZM17 126V127H16ZM18 126L19 127H21V129L22 130H24L23 131V133H22V130L20 129V132L22 133H18V134H16V135H18V137H20L21 139H23V140H20V141H22V142H19V139H18V137L16 136H14V135H11L12 133L11 132H13V131H15V129L17 128L18 129ZM29 126V127H28ZM125 126V127H124ZM159 127V129H158V127ZM181 126V128H179ZM25 127V128H24ZM32 127H35V128H32ZM39 127H41V129L39 128ZM43 127V128H42ZM103 127H105V128H103ZM108 127V128H107ZM112 127H114V128H112ZM155 127V128H154ZM157 127V128H156ZM161 127V128H160ZM24 128V129H23ZM27 128H29V131H31V132H29V133H32V134H28V129ZM32 128V129H31ZM39 128V129H38ZM80 130H79V129ZM83 128H86V126H85V122L83 123ZM107 128V129H106ZM151 128H153L154 130H151ZM9 129H12V131L10 132V130ZM18 129V130H19ZM45 129V130H44ZM48 129H49V131L51 132V133H54V132H56V133H54L55 135H54V138H52L50 135H53V134H51L50 132L48 133ZM52 129V130H51ZM120 129H121V131H120ZM158 129V130H157ZM162 129V130H161ZM40 130H41V132H44V133H40V134H42L40 137H38L39 136V132H40ZM110 130V131H109ZM156 130V131H155ZM6 131L8 132V133H6ZM17 131V130H16ZM47 131V132H46ZM54 131V132H53ZM149 131H152V132H149ZM168 133H167V132ZM10 132V133H9ZM18 132V131H17ZM35 132H37V134L35 133ZM16 133V132H15ZM25 133V134H24ZM48 133V134H47ZM60 133V134H59ZM164 133V134H165ZM9 134H10V136H9ZM34 134V135H33ZM45 134V135H44ZM108 134V135H107ZM152 134V135H151ZM165 134V136H167ZM20 135V136H19ZM24 135V136H23ZM27 135V136H26ZM30 135V136H29ZM38 135V136H37ZM44 135V136H43ZM47 135H48V138H47ZM74 136V138H73V136ZM125 135V134H124ZM141 135L143 136V138L141 137ZM8 136V137H7ZM26 136V137H25ZM33 136V137H32ZM34 136L37 138H35V139H33L34 138ZM46 136V137H45ZM59 136V137H58ZM165 136L164 135H162V137H163V142H166V140L164 141V139H166L165 138ZM10 137V140L9 139H7V138H9ZM13 137H15L14 139H12ZM42 137V138H41ZM139 137H140V139L142 140V142H141V140L139 139ZM25 138V139H24ZM26 138L27 139H29V140H26ZM32 138V139H31ZM39 138V139H38ZM56 138V139H55ZM79 138H76L80 143H81V141H82V139L80 140ZM111 138V139H113V140H115L114 142H111L109 139ZM7 139V140H6ZM44 139H46V141L44 140ZM48 139V140H47ZM107 139V140H106ZM128 140V142H127V140ZM147 139H148V141H147ZM9 140V141H8ZM13 140H14V142H13ZM27 141V143L31 140V141H34V142H32V144H31V141L28 143L29 144V146L30 145H32L33 147L31 148V146L29 147V146H27L28 144L27 143H25V141ZM42 142L41 144L39 143L40 141ZM49 140H51V141H56V143H55V145L56 146H54V141L53 142H51V141H49ZM106 140V141H105ZM112 140V141H113ZM144 140V141H143ZM3 141V142H2ZM37 141V142H36ZM57 141H59L60 142V144L59 143H57ZM78 141H75L74 143L76 144H78L79 142ZM103 141H105V142H103ZM108 141V142H107ZM111 142V146H115L114 148L112 147V149L110 148L111 146L110 145H108V143L110 144V142ZM118 141V142H117ZM126 141V142H125ZM146 141H147V144H146ZM262 141V140H261ZM9 142V143H8ZM35 142L36 143H38L37 145L39 146H36V144H35ZM145 142V143H144ZM14 143V144H13ZM16 143V144H15ZM22 143H24V144H22ZM45 143H47V147H46V145H45ZM50 143V144H49ZM65 143V144H64ZM92 143V142H91ZM100 143V144H99ZM104 143V144H103ZM115 143V144H114ZM117 143V144H116ZM141 143H143V144H141ZM5 145V146H1V145ZM20 144V145H19ZM22 144V145H21ZM41 146H40V145ZM106 144V145H105ZM138 144V145H137ZM151 144V145H150ZM158 145H159V143H157ZM163 143L161 142L160 143V145H162ZM260 144H262V142L261 143H259L258 145H257V147H256V151H257V148H259V150H261L262 148H260V147H262V146H259ZM16 147V149H15V147ZM19 145V146H18ZM26 145V146H25ZM45 145V146H44ZM118 145V146H117ZM139 145H142L141 147H139ZM146 146L145 148L143 147V146ZM148 145V146H147ZM108 146H109V150L107 149L108 148ZM7 147V148H6ZM9 147H10V149H9ZM13 147H14V150H13ZM53 147H56V148H53ZM98 147V148H97ZM104 147H107V148H105L104 149ZM118 147H120V149L123 151L124 149V152H128V156H129V158H132V159H135L136 160V163H138V164H136L135 163V161L134 160H132V161H130L129 163H131L130 165H129V163H128V165L126 166L127 168H126V170H125V168H124V165H125V160L123 159L122 160V158H121V153L119 152V148ZM134 147H136V154H135V152H134ZM2 148H4V149H6V151L4 152V149L2 150ZM21 148V149H20ZM23 148V149H22ZM30 148V149H29ZM97 148V149H96ZM115 148L118 150H115ZM143 148V149H142ZM55 149V150H54ZM98 149H99V151H98ZM102 149H104V150H102ZM114 149V150H113ZM132 151H131V150ZM143 150L142 152H140V150ZM7 150H9V151H7ZM46 150H44V152H46ZM54 150V151H53ZM112 152H111V151ZM139 150V151H138ZM258 150V151H259ZM21 151V153L23 154L24 152H22ZM47 151V152H48ZM105 151V152H104ZM109 153V154H107V152ZM117 151V152H116ZM4 152V153H3ZM28 152V153H29ZM43 152V153H44ZM130 152H133V155H132V153H130ZM139 152V153H138ZM3 153V154H2ZM20 153V154H21ZM105 154V155H103V154ZM114 153H115V155L117 154V156L119 155V154H121L120 156H119V158L118 157H115V155H114ZM151 154H152V151L150 152ZM102 154V155H101ZM111 154V155H110ZM139 154V155H138ZM53 155V154H52ZM97 155V156H96ZM101 155V156H100ZM112 155H113V157H112ZM135 155V156H134ZM43 156H45V154H43ZM100 156V157H99ZM143 156V157H142ZM145 156H146V158H145ZM109 157V158H108ZM108 158V159H107ZM113 158V159H112ZM115 158V159H114ZM117 158V159H116ZM87 159V160H86ZM92 159V160H91ZM121 159V160H120ZM82 160V161H81ZM85 161V163H84V161ZM93 160H94V163L95 164H93V163H91V162H93ZM106 160V161H105ZM115 160V161H114ZM120 160V161H119ZM139 162H138V161ZM144 160V161H143ZM32 161V162H31ZM30 162L28 161V169H30L29 171H31V172H29V178H28V180H26L27 178L25 177V176H23V173H20V175H22L23 177H21V179H16V177H11L12 179L13 178H15L16 179V181H14V180H12V179H9L10 181H11V183L7 180L6 181V184H5V186H6V188L2 191V189L3 188H1V184H2V169H1V166H0V195H1V193L3 192L4 194L5 193H10V195L12 194V195H16V196H13V198L15 199V200H19L18 202H20V203H22V201L24 202V200L26 199V198H28V197H30V198H28V199H26L25 201L26 202H24V203H30V202H35V204L36 203H38V202H42V201H45V199H46V197L48 196L47 194H49L50 195V193H51V195L50 196H48V197H53V198H56V196H57V198L55 199V201H57L58 199H60V195H61V193H62V189L64 188V185H65V179H64V173H63V171H60V169L62 168V166L60 165H53V164H46V165H43V166H41L40 168H39V174H37L38 176V178L35 176V174H34V176L32 175L34 172H33V170H31V169H34V167L32 166V165H34L35 166V164L33 163L35 160H31ZM90 161V164H88V162ZM96 161V162H95ZM114 161V162H113ZM53 162H55V161H52V163ZM111 162V163H110ZM113 162V163H112ZM144 163V165H143V163ZM81 163H82V165H81ZM85 165H84V164ZM121 163V164H120ZM149 163V162H148ZM112 164V165H111ZM124 164V165H123ZM136 164V165H135ZM147 164V165H146ZM87 165H89V167L87 166ZM95 165H96V167H95ZM119 165V166H118ZM122 165V166H121ZM32 166V168H29V167H31ZM84 166H86V167H84ZM92 166L94 167V170L92 171ZM109 166V167H108ZM130 167V169H129V167ZM137 166V167H136ZM145 167V169H142V168H144ZM88 167V168H87ZM135 167V168H134ZM140 167H141V169H140ZM79 168H82V169H79ZM102 168V169H101ZM137 168V170H134V169H136ZM90 169H91V171H90ZM96 169H98L97 170V172L95 173V171H96ZM104 169V170H103ZM110 169V170H109ZM123 169V170H122ZM127 169H128V171H127ZM103 170V171H102ZM130 170H131V172H130ZM140 170V171H139ZM20 172L21 171V168L19 169H17V172ZM108 171V172H107ZM125 171V173H123ZM127 171V172H126ZM142 171V172H141ZM130 172V173H129ZM138 172H139V174H138ZM144 172V173H143ZM15 173V172H14ZM30 173H31V175H30ZM101 173H104V174H101ZM101 174V175H100ZM115 174V175H114ZM138 174V175H137ZM143 174H145V175H143ZM16 175H19V174H17L16 173ZM80 175V176H79ZM134 175V176H133ZM32 176V177H31ZM128 176V177H127ZM138 176V177H137ZM141 176V177H140ZM36 178V180H33L34 178ZM32 178V179H31ZM127 178V179H126ZM142 178V179H141ZM144 178H146V179H144ZM150 178V179H149ZM253 182L252 183H255V180H257L258 178V182L256 181V183L258 184V186L259 185H262V184H264V182H263V180L264 179H262L261 178V176L259 177V176H254L253 175ZM254 178H256V179H254ZM23 179V180H22ZM137 179V180H136ZM22 180V181H21ZM42 180V181H41ZM122 180H124V181H122ZM259 180H262V183L260 184L259 183ZM23 183H21V182ZM27 181V182H26ZM32 181V182H31ZM36 181H41V182H39L38 183V185L36 184L37 182ZM61 182V186H60V182ZM134 181V182H133ZM142 181V182H141ZM19 182V183H18ZM29 182H31V183H29ZM8 183V184H7ZM17 183V184H16ZM26 183V184H25ZM56 183H58V185H55ZM138 183V184H137ZM151 183V184H150ZM11 184V185H10ZM13 184H16L15 186H13ZM18 184H19V186H18ZM27 184H29V185H27ZM55 186H54V185ZM256 184V185H257ZM256 185H254V186H251L250 188H254V187H256ZM18 186V187H17ZM38 186V187H37ZM49 186H53V188L52 187H49ZM57 186V187H56ZM59 186V187H58ZM118 186V187H117ZM126 186V187H125ZM135 186V187H134ZM15 187H17V188H15ZM39 187H40V192H39ZM57 189H56V188ZM117 187V188H116ZM14 188V189H13ZM24 188V189H23ZM55 188V189H54ZM7 189H11V190H7ZM47 189V190H46ZM49 189H51V190H49ZM53 189V190H52ZM113 189V190H112ZM14 190V191H13ZM19 190V191H18ZM55 190V191H54ZM136 190V191H135ZM252 190V189H251ZM4 191H6V192H4ZM9 191V192H8ZM10 191H12V192H10ZM23 191V192H22ZM43 191V192H42ZM123 191H124V193H125V197H123L124 196V194H123ZM19 192H21V193H19ZM55 194H54V193ZM135 192V193H134ZM19 193V194H18ZM23 193H25V194H23ZM40 193V194H39ZM45 193V194H44ZM82 193V194H81ZM122 193V194H121ZM131 195H130V194ZM17 194H18V196L20 197V198H22V199H20L19 197H17ZM26 194H27V196H26ZM135 194V195H134ZM263 194V193H262ZM5 195H7V194H5ZM12 195H11V197H12ZM38 195H40V197L38 196ZM42 195V196H41ZM46 196V197H43V196ZM82 195V196H81ZM126 195H128V196H126ZM132 195H134V196H132ZM81 196V197H80ZM23 197L25 198L24 200H23ZM47 197V198H48ZM1 198H2V196H1ZM0 198V199H1ZM4 198V197H3ZM13 198H12V200H13ZM44 199V200H42V199ZM78 198V199H77ZM84 198V199H85ZM126 198H127V201H126ZM135 198V199H134ZM125 199V200H124ZM256 199H257V197H256ZM255 198L253 199L254 200V203L256 202V203H258V206L256 205V203H255V205L254 206H256L254 209L256 210V212H255V210H253V212L250 214V216L253 218V219H255V220H257V225L258 226H263L264 225V206H262V205H264L262 202H263V198L261 199V197L259 198L258 197V199H260V200H256ZM5 200V199H4ZM21 200V201H20ZM27 200H28V202H27ZM39 200V201H38ZM117 200V201H116ZM30 201V202H29ZM125 201V202H124ZM134 201V202H133ZM131 202V203H130ZM20 203H18V204H20ZM123 203V204H122ZM126 204V205H125ZM132 204V205H131ZM166 204H168V202L166 203ZM236 204L237 203H234V205L236 206ZM121 205V206H120ZM122 205H124V206H122ZM260 205V206H259ZM74 206L76 207V208H74ZM73 206V208H70L68 211H70V214H69V212H65V211H62V214H63V216H65L66 217V220H68L69 219V221H73V222H75V223H78L79 222V220L77 219V220H75L76 218H80V219H82L83 217H80L79 215H85L82 211V209H80V208H78V205L76 204V205H74ZM125 206H127L126 208L127 209H125ZM79 207H81L80 205H79ZM93 207V209L90 211L91 213H93L94 215L95 214H98V211H97V204L96 203H94L92 206H87V208L86 209H88V208H92ZM78 208V209H77ZM123 208V209H122ZM73 209V210H72ZM122 210H124V211H122ZM153 210V211H152ZM234 210V209H233ZM128 211V212H127ZM225 211H227V210H225ZM14 212V211H13ZM71 213H74V217L73 216H71ZM116 213V212H115ZM49 214H51V215H53V217L54 218H56V217H58L56 214L57 213H52V212H50ZM128 214H126V215H128ZM182 214V213H181ZM67 215V216H66ZM68 215H70L71 216V218L68 216ZM75 215H77V217L75 216ZM76 217V218H75ZM84 218H86V217H84ZM87 218H89V216H87ZM45 219H48V217L47 218H45ZM44 219V221L43 220H41V221H43L42 223H40L39 225V228L38 229H44V228H48V227H46L47 225L49 226V223L48 224H45L44 225V227L42 226L43 224H44V222H47L46 220ZM71 219V220H70ZM74 219V220H73ZM84 220V219H83ZM49 221V220H48ZM77 221V222H76ZM112 223H113V225H112ZM116 224H118V225H116ZM124 225V224H123ZM111 226H113V227H111ZM114 226H116V227H114ZM125 226V225H124ZM116 228H118V229H116ZM38 229L36 228V229H34V231H38ZM46 229H44V233L46 234V237L41 241V242H36V250L38 249V253H37V258L36 259H38L36 262V264H54V261L57 259L58 260V262H56V264H60V263H63V264H65L66 263V261H67V258H71V255H72V253L71 252H69V253H67V252H63V251H60V250H58L57 252H55V253H50V251L48 250L49 249V246H51V243H52V246H53V248H55L56 247V244H57V242H60L59 241V239H63L61 236H62V234H63V232H57L56 234H57V238H55L54 240L50 237L51 236V234L50 233H47V231L49 230V228H48V230H46ZM116 229V230H115ZM46 230V231H45ZM133 230V231H132ZM119 231V232H118ZM49 232V231H48ZM118 232V233H117ZM152 232H154V234L152 235ZM61 233V234H60ZM48 234V235H47ZM113 234H117V235H114V237H113ZM119 235H121V236H119ZM61 237V238H59V237ZM113 237V238H112ZM117 237V238H116ZM50 238V239H49ZM59 238V239H58ZM116 238V240H114ZM48 240V244H47V240ZM52 239V240H51ZM68 239V241L70 240L69 238H67ZM112 239H113V241H112ZM117 239H118V242H117ZM180 239L179 238H177V242L179 241ZM55 241V243H53ZM64 241H66V242H68L66 239L64 240ZM63 241V242H64ZM115 241V242H114ZM46 242V243H45ZM51 242V243H50ZM125 242V243H124ZM43 245H42V244ZM115 243H117V246H116V244ZM211 243H212V235H211V231L210 230H205V231H203V232H200L198 235H196V236H194V237H192V241H191V247L193 248V250L194 249H198L200 252H198V253H200V258H201V260L202 261H206V263H208V264H221L220 262H218L217 260H215V259H213L212 258V255H211V251H210V246H211ZM47 244V245H46ZM44 245H45V247L47 248L48 247V249H45L44 248ZM114 246V247H113ZM43 249H42V248ZM115 247H116V249H115ZM40 249V250H39ZM42 249V250H41ZM115 249V250H114ZM45 252H44V251ZM46 250H48V252H47V254L46 255H42V252L45 254L46 253ZM113 250V252H111ZM68 251H70V249H69V247H68ZM114 251H116L115 253H114ZM63 252V253H62ZM40 253H41V255H40ZM50 253V254H49ZM65 253V254H64ZM71 253V254H70ZM53 256H52V255ZM121 254V255H120ZM50 255V256H49ZM61 255H63V257H61ZM64 255H67V256H64ZM78 258H81V259H77V261H76V263L77 264H86V263H88V264H94V263H96L97 264V260L95 261V262H92V258L91 259H89L88 258V260H85L83 257V255H81L80 253L77 255V254H75ZM113 255V256H112ZM118 255H120L119 257H118ZM125 257H124V256ZM127 255H129V257H130V259H129V257H127L126 258V256ZM143 256V258H140V257H142ZM39 256V257H38ZM40 256H41V258H40ZM45 256H46V259H45ZM49 256V257H48ZM52 256V257H51ZM55 256V257H54ZM80 256V257H79ZM81 256H83V257H81ZM108 256H112L111 258L109 257V259L110 260H108ZM116 256V257H115ZM140 256V257H139ZM106 257V258H105ZM117 257L119 258L118 260H117ZM120 257H122V258H120ZM42 258L44 259L42 262L40 261V260H42ZM63 258V259H62ZM97 258V257H96ZM114 258H116L114 261H116V262H113V259ZM126 258V259H125ZM132 258V259H131ZM24 259V261L26 262V258H23ZM111 259H112V261H111ZM122 260V262H121V260ZM127 259L128 260H130V261H127ZM4 260V259H3ZM6 260V259H5ZM79 260V261H78ZM85 260V261H84ZM101 260V261H100ZM120 260V261H119ZM84 261V262H83ZM88 261V262H87ZM132 261V262H131ZM79 262V263H78ZM86 262V263H85ZM1 263L3 264V263H6L5 261H3L2 262V260H1ZM67 263H68V261H67ZM66 263V264H67Z\"/></svg>","mask_w":264,"mask_h":264},{"label":"clouds","instance_id":"clouds-1","mask_svg":"<svg viewBox=\"0 0 264 264\" xmlns=\"http://www.w3.org/2000/svg\"><path fill=\"white\" fill-rule=\"evenodd\" d=\"M24 33L16 28L7 34H0V82L6 84L9 89H16L20 85V79L17 69L21 66L32 67L35 64V57L30 52L22 48ZM102 119L101 113L91 111L85 126L88 130L98 127ZM211 133L199 136L192 141L193 148H199L201 153L207 156L212 148V142L209 139Z\"/></svg>","mask_w":264,"mask_h":264}]
</instances>
